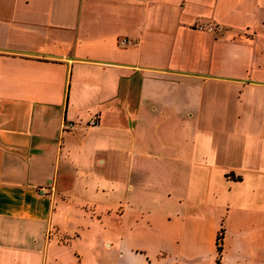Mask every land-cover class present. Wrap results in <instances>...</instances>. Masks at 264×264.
Instances as JSON below:
<instances>
[{"label": "crops", "instance_id": "obj_1", "mask_svg": "<svg viewBox=\"0 0 264 264\" xmlns=\"http://www.w3.org/2000/svg\"><path fill=\"white\" fill-rule=\"evenodd\" d=\"M0 264H264V0H0Z\"/></svg>", "mask_w": 264, "mask_h": 264}, {"label": "built area", "instance_id": "obj_2", "mask_svg": "<svg viewBox=\"0 0 264 264\" xmlns=\"http://www.w3.org/2000/svg\"><path fill=\"white\" fill-rule=\"evenodd\" d=\"M122 44H124V42H122ZM89 124H90L91 126H94V125H96L97 123H96L95 120H92ZM41 194H46V190L42 189V190H41Z\"/></svg>", "mask_w": 264, "mask_h": 264}, {"label": "trees", "instance_id": "obj_3", "mask_svg": "<svg viewBox=\"0 0 264 264\" xmlns=\"http://www.w3.org/2000/svg\"><path fill=\"white\" fill-rule=\"evenodd\" d=\"M219 240L221 239V235H219V238H218ZM218 250L220 251V247H218Z\"/></svg>", "mask_w": 264, "mask_h": 264}, {"label": "rangeland", "instance_id": "obj_4", "mask_svg": "<svg viewBox=\"0 0 264 264\" xmlns=\"http://www.w3.org/2000/svg\"><path fill=\"white\" fill-rule=\"evenodd\" d=\"M90 255H92V254L90 253Z\"/></svg>", "mask_w": 264, "mask_h": 264}]
</instances>
